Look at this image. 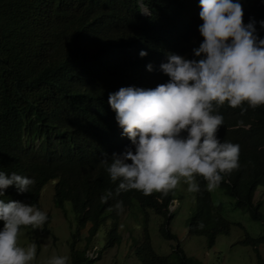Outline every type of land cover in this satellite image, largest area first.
Wrapping results in <instances>:
<instances>
[{
	"label": "clouds",
	"instance_id": "9594fccd",
	"mask_svg": "<svg viewBox=\"0 0 264 264\" xmlns=\"http://www.w3.org/2000/svg\"><path fill=\"white\" fill-rule=\"evenodd\" d=\"M120 1V7H104L107 15L88 24L56 28L44 16L32 20L34 28L63 33L66 42L57 49L68 48L63 61L68 60L40 83L37 100L32 98L33 107L48 109L25 107L23 123L15 125L16 132L7 131L9 140L17 141L10 153L32 170L0 171V195L12 185L10 191L21 194V202L0 200V264H32L37 246H21L20 229L41 228L51 208L64 205L67 199L55 202L61 168L74 176L84 171L87 159V169L106 166L110 179L118 181L115 193L101 197L106 203L129 190L167 197L181 181L188 192L198 193L197 176L211 192L240 166V145L217 137L224 124L219 108L225 102L232 108L264 105V38L256 34V21L244 24L239 0H199L203 42L193 53L203 58L186 60L170 54L193 26L181 11L185 1ZM55 8L64 5L53 0L43 10ZM119 9L123 17L113 23L110 15ZM259 23L264 28V21ZM30 92L35 94L34 85ZM246 111L241 108V115ZM171 199L170 209L179 205ZM130 204L118 200L113 208L119 213ZM68 260L54 256L48 264Z\"/></svg>",
	"mask_w": 264,
	"mask_h": 264
},
{
	"label": "trees",
	"instance_id": "16d2710c",
	"mask_svg": "<svg viewBox=\"0 0 264 264\" xmlns=\"http://www.w3.org/2000/svg\"><path fill=\"white\" fill-rule=\"evenodd\" d=\"M53 0H0V171L9 175L8 168H15L14 172L21 170H32V165L24 162L21 158L11 154L17 141L9 140L7 131L16 132L15 125L23 123V116L27 113L26 108L43 113L48 107L37 105L33 107L34 100L41 95V84L52 79V73L65 67L67 60L64 57L68 54V48L57 49V43L66 42V38L60 30L52 33L49 27L46 29L34 28L33 21H38L39 16L50 20L49 25L56 28L68 26L70 23L87 24L107 15L104 7H120V0H55L63 3L64 8L43 10ZM185 1L181 11L189 14V29L184 33L181 41L175 46L178 48L170 54L182 56L186 60H199L203 58L194 56L193 49L198 48L203 42L199 27L203 21L199 13L201 7L199 0ZM235 2V0H234ZM243 8V22L249 23L255 20L256 34L264 38V28H261L260 21H264V0H239ZM78 19H77V18ZM123 17L119 9L111 13L110 18L116 23ZM81 20H80V19ZM77 20V21H76ZM138 27V26H135ZM56 69V70H54ZM170 77L166 76V83ZM34 85L35 94L30 92ZM34 100H33V99ZM241 108L247 111L241 115ZM219 114L224 117V124L219 128L217 137L221 142H232L240 145L239 168L227 176L220 186L226 193L234 197V205L246 210L252 219L262 224V232L256 236L243 232L241 243L250 244L254 250V263L264 264V260L257 250V245L264 243V215L259 210V201H253V194L257 185L261 184L264 192V105L255 109L250 108L247 103L238 108H232L227 102L219 108ZM243 121L242 126L238 122ZM60 162L61 159L57 158ZM90 159L74 176L65 174V168H61L62 174L59 179V187L56 189L55 202L62 205V200L67 199L75 214L76 228L71 233L68 242L69 263L68 264H89L94 258L86 254L90 238L94 235L99 225L109 218L111 224L109 241L118 239L115 231L116 219L119 213L113 208L119 200L123 206L135 199L142 207L152 208L156 213L163 216L159 230L164 237L176 238L170 232L167 223L170 213L168 202L172 191L167 197L161 193H153L145 196L137 190L122 192L118 196L109 199L106 203L101 202V197L108 191L115 193L118 181L114 182L101 163L91 165ZM200 184V191L194 193V210L186 219L187 231L195 234H202L206 238L207 245L213 243L218 233H226L230 222L220 213V206L213 205L209 192L206 190V181L202 177H196ZM15 186V185H12ZM2 190L0 200L5 203L11 201L21 202L18 190ZM20 198V199H19ZM113 208L112 211H109ZM47 217L49 215L47 214ZM88 222L87 235L80 247L74 244L78 241L79 228ZM203 223L204 227H197ZM3 221H0V228ZM43 229H47L43 225ZM140 264H200L193 256L186 255L176 242L170 254H158L149 244L147 232L141 243L135 249ZM174 258L171 259L170 256Z\"/></svg>",
	"mask_w": 264,
	"mask_h": 264
},
{
	"label": "rangeland",
	"instance_id": "374dc122",
	"mask_svg": "<svg viewBox=\"0 0 264 264\" xmlns=\"http://www.w3.org/2000/svg\"><path fill=\"white\" fill-rule=\"evenodd\" d=\"M187 187V184L181 181L172 191L171 199L179 201V205L172 209L168 207L170 217L165 226L175 235V239L164 237L160 233L159 225L163 221V216L152 211V208L140 207L132 200L130 206L123 207V211L119 212L116 219L115 231L118 239L109 241L111 224L108 217L90 238L85 253L94 258L89 264H140L135 249L144 238L145 228L149 244L158 254H170L177 242L186 255L193 256L200 264H253L255 259L253 247L241 243L240 240L244 231L251 236L261 233V222L252 219L246 210L236 207L234 197L223 188L208 191L213 205L220 206L219 213L230 222L228 231L216 234L209 246L204 235L187 231L186 219L194 210V193L188 192ZM255 200L259 201V210L264 215V192L261 184L257 185L254 191L253 201ZM62 207L51 208L46 230L42 229L43 226L38 229L21 226L19 244L27 246L34 242L37 246L32 264H48L54 256L69 258L68 242L76 228V218L69 201L65 200ZM87 226L88 222L79 228L78 241L74 244L76 247L83 244ZM257 250L264 260V243L258 244ZM170 258L173 259L174 256L171 255Z\"/></svg>",
	"mask_w": 264,
	"mask_h": 264
}]
</instances>
